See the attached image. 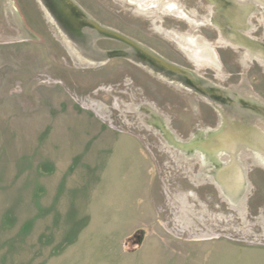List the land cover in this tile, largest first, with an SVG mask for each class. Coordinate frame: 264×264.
<instances>
[{
    "label": "rangeland",
    "instance_id": "rangeland-1",
    "mask_svg": "<svg viewBox=\"0 0 264 264\" xmlns=\"http://www.w3.org/2000/svg\"><path fill=\"white\" fill-rule=\"evenodd\" d=\"M67 1L0 0V264H264V6Z\"/></svg>",
    "mask_w": 264,
    "mask_h": 264
},
{
    "label": "flooded vegetation",
    "instance_id": "flooded-vegetation-1",
    "mask_svg": "<svg viewBox=\"0 0 264 264\" xmlns=\"http://www.w3.org/2000/svg\"><path fill=\"white\" fill-rule=\"evenodd\" d=\"M257 3L261 4L262 6H264V0H254ZM252 10V4H235L234 6H231L229 8H226L224 11V19L231 23L234 27H243L245 25V20L247 15L251 12ZM222 38L224 39V41H226L227 43H232V44H243V40L239 39V38H235V36L233 35V33H225L222 32ZM255 55H257V57H262V54L260 53H254ZM205 54L203 55V53H198L197 51L194 52L193 58L198 60L199 57H204ZM224 128V126L221 127V130ZM214 154L212 151L210 153V151L207 152V155L211 158H214Z\"/></svg>",
    "mask_w": 264,
    "mask_h": 264
},
{
    "label": "water",
    "instance_id": "water-1",
    "mask_svg": "<svg viewBox=\"0 0 264 264\" xmlns=\"http://www.w3.org/2000/svg\"><path fill=\"white\" fill-rule=\"evenodd\" d=\"M42 2L44 3V5L46 6V8L48 9V11H50V13L52 14V16L54 17V19L60 24H63L62 21H63V13H67L65 12L66 9H68V6L67 4L70 5V3L66 0H42ZM64 3V4H63ZM65 16V15H64ZM78 43H80L82 45V47H84L86 50H89L90 47L87 45V40L86 39H81V38H76ZM231 112L242 118L243 120H249V119H252L253 118V115L249 114V113H245L244 111H241V110H238L237 106H235V108L231 109ZM228 129V130H233V129H230L228 127L225 128V130ZM243 129H249L251 130V132L254 134V135H257V136H262L260 134V132L254 130V129H251V128H248V127H244V126H241L239 128V130H236V131H241ZM235 131V130H234ZM215 135V134H214ZM263 138V137H262ZM264 139V138H263ZM238 145V144H237ZM236 145V147H237ZM240 145H245L247 146V144L245 143H241ZM234 150L232 152H230V154H233L234 153ZM239 176H240V181H241V185H242V176H241V171L239 170ZM241 191V190H240Z\"/></svg>",
    "mask_w": 264,
    "mask_h": 264
},
{
    "label": "bare ground",
    "instance_id": "bare-ground-1",
    "mask_svg": "<svg viewBox=\"0 0 264 264\" xmlns=\"http://www.w3.org/2000/svg\"><path fill=\"white\" fill-rule=\"evenodd\" d=\"M88 56H91V55L89 54ZM237 132H238V134H237L236 139H238L239 137H242L243 139L239 138L240 141H245L243 143L247 144V146H249L251 148V150H253V152H255L256 154H258L259 156L264 158V139H263L264 137H263V135L261 137L254 135L251 132V130H249V129H243V130L237 131ZM237 132H235V133H237ZM231 133H233L232 130H231ZM230 143H231V141H230ZM210 153H211V151H210ZM211 155H213V154H211ZM237 175H239L238 170L237 169H231L230 171H227L225 177H223V180L227 181L225 188L231 194L235 193L233 191V188L236 186V182L233 183V181H234V177Z\"/></svg>",
    "mask_w": 264,
    "mask_h": 264
}]
</instances>
